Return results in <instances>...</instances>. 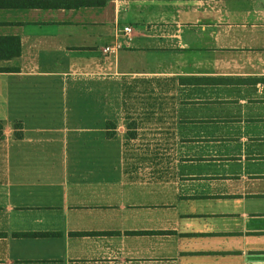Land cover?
I'll use <instances>...</instances> for the list:
<instances>
[{"label": "crops", "instance_id": "crops-1", "mask_svg": "<svg viewBox=\"0 0 264 264\" xmlns=\"http://www.w3.org/2000/svg\"><path fill=\"white\" fill-rule=\"evenodd\" d=\"M251 216L264 0H0V264L245 258Z\"/></svg>", "mask_w": 264, "mask_h": 264}, {"label": "rangeland", "instance_id": "rangeland-1", "mask_svg": "<svg viewBox=\"0 0 264 264\" xmlns=\"http://www.w3.org/2000/svg\"><path fill=\"white\" fill-rule=\"evenodd\" d=\"M243 193L244 190L242 189ZM236 197H238V199L241 198H245L246 195L244 194V196L242 197V194H238L236 195ZM252 217L251 220V225L254 228H257L259 230H263L264 229V219L262 217ZM250 224L248 223V228H249ZM240 234V233H239ZM236 244H238V248H244L247 251H252L254 248H260L262 250H264V234L261 235H249L247 237V239L245 240V237H243L242 239H237ZM206 243L207 246H209L208 244L214 243V245H220L221 249L224 248L223 243L221 241L218 240V238H213V239H206ZM253 255L250 256H246L245 258L239 256V257H235V258H227L225 257V255H221V256H216V257H210V264H228L229 261H232V264H243V262L245 264H264V252L263 253H252Z\"/></svg>", "mask_w": 264, "mask_h": 264}, {"label": "built area", "instance_id": "built-area-1", "mask_svg": "<svg viewBox=\"0 0 264 264\" xmlns=\"http://www.w3.org/2000/svg\"><path fill=\"white\" fill-rule=\"evenodd\" d=\"M130 27L129 26H123V27H116L115 28V43L113 45H107L103 48V51L110 54H115L117 52L118 47L120 46L119 37H121L124 34L129 33Z\"/></svg>", "mask_w": 264, "mask_h": 264}]
</instances>
